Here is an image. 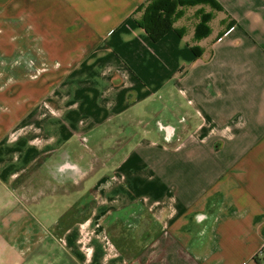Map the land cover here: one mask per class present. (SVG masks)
<instances>
[{
    "label": "crops",
    "instance_id": "crops-1",
    "mask_svg": "<svg viewBox=\"0 0 264 264\" xmlns=\"http://www.w3.org/2000/svg\"><path fill=\"white\" fill-rule=\"evenodd\" d=\"M148 1L0 0V264H264V0Z\"/></svg>",
    "mask_w": 264,
    "mask_h": 264
},
{
    "label": "trees",
    "instance_id": "trees-1",
    "mask_svg": "<svg viewBox=\"0 0 264 264\" xmlns=\"http://www.w3.org/2000/svg\"><path fill=\"white\" fill-rule=\"evenodd\" d=\"M197 5H210L217 11L223 10L216 0H149L139 10L144 11V15L138 23L156 43L174 30V24L181 17L183 9ZM210 20L211 16L201 19L196 29L197 40H201L210 34L208 26ZM194 52L197 57L201 56L198 49L195 48Z\"/></svg>",
    "mask_w": 264,
    "mask_h": 264
},
{
    "label": "rangeland",
    "instance_id": "rangeland-1",
    "mask_svg": "<svg viewBox=\"0 0 264 264\" xmlns=\"http://www.w3.org/2000/svg\"><path fill=\"white\" fill-rule=\"evenodd\" d=\"M197 6L200 7V5H197ZM203 12L204 11H202V14H203L202 18L206 17V16H211V15L205 14ZM4 69L5 68L2 69L3 78H5L7 76V79L3 80V83L1 85V90H2L3 93H6L5 95H7V97L9 96V93H11L10 92V87H12L11 84H14L13 80L15 78L18 79V80L21 79V78L25 79V77L29 76L31 71H34L33 72L34 74L37 73V71L38 72L40 71V70H36V69H33V70L27 69L25 67L18 68L17 70H14V69H12V70H9V69L4 70ZM5 102H7V101L3 100L2 106H1V108H2L1 111H2L3 114L8 113L10 111L9 110V108H10L9 104L5 103ZM22 106H23V102L19 101L18 104H17V109H19V111H22L21 110ZM41 108H42V103L40 101L33 105V109L35 111L36 110H40ZM19 118H20L19 119L20 121L16 124V126L12 127L7 133H4L6 140L9 139V140H12V141H20V140H22V139H24L26 137L27 138L30 137L29 139L32 140L33 145H35V146L36 145H38V146L41 145L44 138L42 137V133L39 132L36 129V128L39 127V125L35 126L36 128L34 127V129H32V126H31L33 124L35 125L36 122H39L37 119H40V118L39 117L38 118L34 117V122H32L33 119L32 120L28 119L29 122H26L27 118L24 117V116L23 117H19ZM34 167H35V165H34ZM34 167L31 169V171H28V172L22 174L20 180L18 181V186L19 187H22L23 183H25L26 185L28 184L27 182H28L29 179L26 181V178H27V176L29 174H32L33 170H35L36 167L35 168ZM49 201H50L49 198L45 196L43 198V200L41 201V204H40V207L38 208V210L39 211L40 210L44 211L45 209H47V206L50 203ZM57 201L58 200H56V203H55L56 206H52L55 209H56V207L59 204H60V206L62 205V203H61L62 201L61 202L60 201L57 202Z\"/></svg>",
    "mask_w": 264,
    "mask_h": 264
},
{
    "label": "water",
    "instance_id": "water-1",
    "mask_svg": "<svg viewBox=\"0 0 264 264\" xmlns=\"http://www.w3.org/2000/svg\"><path fill=\"white\" fill-rule=\"evenodd\" d=\"M164 131L166 132L167 135L171 136L174 132V129L172 127H165Z\"/></svg>",
    "mask_w": 264,
    "mask_h": 264
}]
</instances>
